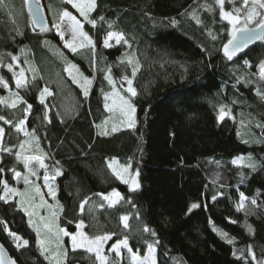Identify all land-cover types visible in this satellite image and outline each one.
Wrapping results in <instances>:
<instances>
[{
    "label": "trees",
    "instance_id": "1",
    "mask_svg": "<svg viewBox=\"0 0 264 264\" xmlns=\"http://www.w3.org/2000/svg\"><path fill=\"white\" fill-rule=\"evenodd\" d=\"M6 8L0 4L1 58L27 47L34 62L46 60L53 73H63L64 62L43 46L40 31H30L25 18L16 17L15 23L6 19ZM65 8L79 16L68 5ZM90 19L97 20L95 27L82 21L95 43L92 51L70 53L54 33L46 35L92 80L85 97L67 78L76 101L74 115L60 117L54 105L53 111H47L40 103L41 88L50 87L40 75L21 90L26 104L16 109L0 105V115L14 123L24 118L25 105H32L27 125L34 127L40 149L52 165L58 223L73 232L83 220L87 234L115 233L109 243L127 236L133 251L140 254L145 253L146 242L158 240L157 264H256L247 249L251 245L257 259L264 258V98L257 94V88L264 93V81L258 76L264 41L229 61L221 53L230 36L228 25L214 0H96ZM109 31L124 33L129 43L116 44L113 38L109 41L113 47L105 48ZM128 57L139 63L133 78L137 95L131 97L135 127L109 132L115 118L109 121V113L105 114V95L112 89L105 76L110 74L116 87L126 83L122 77L132 78L133 67ZM60 105L59 114H66V104ZM221 106L227 115L219 120ZM0 126L5 128L4 146H15L10 153L0 152V167L5 169L0 178L13 186L11 169H22L15 156L22 135L13 126L2 122ZM249 156L257 165L255 171L245 166ZM239 157L245 158L244 163L234 164ZM113 158L131 163L133 174L139 169V189L129 190L115 176L108 167ZM55 161L59 165L54 166ZM113 190L123 200L109 207L97 194ZM240 192L249 198L244 210L237 208ZM252 198L256 205L250 203ZM192 204L198 207L191 208ZM124 215L129 216L127 229L121 221ZM0 221L29 241L19 249L8 246L0 224V242L16 264H52L41 253L36 232L15 200L0 201ZM145 225L155 237L143 231ZM66 249L62 264H97L84 250ZM241 253L247 258H238ZM119 262L131 264L128 258Z\"/></svg>",
    "mask_w": 264,
    "mask_h": 264
},
{
    "label": "snow or ice",
    "instance_id": "2",
    "mask_svg": "<svg viewBox=\"0 0 264 264\" xmlns=\"http://www.w3.org/2000/svg\"><path fill=\"white\" fill-rule=\"evenodd\" d=\"M25 2L29 5V13L32 17V30L36 31L37 29H39L40 32L50 31L51 29L49 28L46 19L41 17L40 0H25ZM64 2L75 8L85 21H87L93 27L96 26L97 20L90 19V14L96 7V0H64ZM226 2L234 5L237 0H214L215 5L219 6L221 18L227 20L231 26L229 30L231 38L228 39L227 43L223 45L222 50L225 57L229 61H232L238 53L242 52L250 44L254 43L255 41H264V0H242V6L240 8H234L232 11L225 10ZM33 3L36 4L35 9H32L31 7V4ZM204 7L209 11H212V7L210 5L205 4ZM193 18H195V12H193ZM103 19V17H100L101 21H103ZM197 22L199 23V20H197ZM173 23L175 24L176 22L173 21ZM111 26L112 25L109 24L110 28ZM52 28L56 30L61 41H63L64 46L67 49L71 50V52L73 53L77 52L78 47L83 49L90 46L93 50L95 49V43L92 37L84 31L83 23L67 9L62 10L59 13V20L58 22H53ZM66 32L70 33L69 39H65ZM18 34L21 33L18 32ZM113 38H115L116 44H120L121 42H123L124 44L129 43L125 38L124 33L109 31L107 32L106 38L103 40V45L105 48L113 47V45L109 43V41ZM216 38V36H212L213 40H215ZM9 55L11 54L9 53ZM11 59L13 61H18V57L15 55H11ZM128 63L133 65L132 78L124 76L122 77V81H126L128 87L124 89V92L130 93V96L124 95L121 93V91L116 89L115 81L112 79L110 74L106 75L105 79H107L109 84L113 86V92L111 94L113 97V106L118 108L120 116L126 119L127 127L134 128L136 123V107L132 103L131 97H135L137 95L136 88L133 87V78L136 76V73L139 70V63L138 61H134L132 57H128ZM245 65H247L248 67H252V65L248 61H245ZM0 66H4L2 60H0ZM6 67L9 71H12L14 66L13 64L9 63L6 65ZM73 69L79 72L74 64H69L66 67L65 71H67L71 76ZM258 69L259 79L260 81H264V61L260 62V64L258 65ZM31 70L33 72L36 71L35 69ZM79 75L83 79V83H80V87L84 90L83 95L87 97L89 95L87 86L91 84V80H89L87 77H84L82 73H79ZM13 77L15 80L16 88L24 90H27L31 86L32 81L36 79L34 75L32 77V81H29L25 77L24 69H21L19 73L13 71ZM74 82L79 83V81H75V78ZM0 86L9 90V95L7 97L0 96V105H4L11 109H16L19 104L27 103L23 100V97L20 96L19 92H14L9 88L8 82L4 80L3 77H0ZM121 88H123V83L121 84ZM257 94L264 98V93H262L259 88H257ZM46 95H52L47 86H45L40 92L39 100L41 104H44ZM107 98L108 94L105 95V99ZM105 108H107L109 111H113V108L110 107L107 103L105 104ZM31 110L32 105L27 104V106L23 109V112L25 114L24 118L19 119L18 122L15 123L13 120L6 119L4 115H0V122L5 125L13 126L17 133H23L25 137H29V139L22 140L19 143V148L24 150H27L28 147H31L33 141L36 142V147H39V137L36 136L35 129H32L31 132H29L24 127L27 123L28 115L31 113ZM225 115H227V113L224 110V106H221L219 118L223 119ZM45 119H47V115H45ZM112 131L116 132L118 131V129L116 127H113ZM102 134L106 135L107 133L105 132ZM5 135V128L3 126H0V152L10 153L12 152V147L15 146H4ZM15 156L18 161H21L23 163V167L27 170V174H22L19 171H15V169H11V171L14 172V178L23 179V184L25 187L24 190L12 187L9 185L7 179L0 178V185L3 186V191L2 193H0V201L8 203L13 198L20 197L18 206L29 216L28 223L33 226L36 231V235L38 237L37 244L40 246L41 252L47 254L45 256V259L51 261L52 264H62V260L66 259L67 256V249L63 247L62 237L71 236L73 251L81 248H86L88 252L95 254V259L99 262V264H111L109 256L105 255L104 246L108 241L112 240V237L116 235L115 233H106L104 235H96L93 237H89L83 231H78L77 233H69L67 229L61 228L56 223L58 217L55 212H52L50 217L39 216L38 221H34L32 219V217L34 215H38V213L29 211V208L44 207L47 204V201H45L44 199V194L42 193L41 187L35 182V180L32 179V177L39 179L38 171L39 169H44V186L48 188V195L55 199L56 192L50 184V181L53 180L55 176H49L48 174L49 165L44 162V158L47 156V153H44L42 156H27L23 155L22 152L17 151L15 153ZM113 160H115V158H113ZM244 160V157H239L237 159H234L233 163H243ZM247 160L249 161V163H247L245 166L250 168L252 171H255L257 167L256 163L252 162V158L250 156L247 158ZM55 165H59V161H55L54 166ZM108 167L112 169L115 176L118 179L122 180L125 184L130 183L129 179L125 178V174H129L131 179L130 190L135 191L139 189L140 184L137 179V177L139 176V169H137L134 174L130 173L129 170L131 168V163L123 166L121 171H117V169L113 167V164L111 162L108 164ZM54 170L56 176L61 174L58 167ZM4 171L5 169L3 167H0V174H3ZM241 175H243V173H241ZM97 195L102 197L103 200L107 201L109 207H113L117 205L121 200H123L121 194L116 190H113L107 195L103 193ZM37 199H39L40 201L38 205L34 203ZM248 199L249 198L246 197L244 192L239 193V202L237 205L238 210L245 209V201ZM87 202V199L81 202V211H83L84 205ZM250 203L252 205H256L257 201L252 198L250 200ZM25 205H27V207ZM47 206L49 208L52 207L51 205ZM102 206L103 205H101V207ZM196 207H198L197 204H192L191 206V208ZM121 221L123 222L124 228L127 229L129 227V216H122ZM0 224H3L4 231L8 232V234L12 236L15 241H17L16 247L18 249L26 247L29 244L28 240L22 239L21 237L17 236L15 232H12L10 229H8L5 221H0ZM76 227L78 229H82L84 227V221H79ZM143 231L150 233V235L153 237L156 236L155 231L150 229L147 225L144 226ZM251 231L252 230L249 227V232ZM223 235L226 236L227 234L224 233ZM20 241H22V243ZM229 242L231 243L232 240H229ZM158 243V240H156L154 243L146 242L148 250L147 254L141 256L138 254V252L133 251L132 247L129 246L128 237L124 236L123 239H117L115 243L111 244V247L108 249V251L114 252L116 257L119 258L121 257V249L123 248L126 249L130 254L131 264H157L155 258V246ZM0 248H2V245H0ZM247 252L251 256V259L253 261H256V264H264V258L258 260L255 253L252 251L251 245L248 246ZM233 255H236L235 251L233 252ZM262 256H264V254H262ZM238 258L246 259L247 257H245L243 253H241L240 257ZM0 264H6L2 251H0ZM7 264H16V262L9 258Z\"/></svg>",
    "mask_w": 264,
    "mask_h": 264
},
{
    "label": "rangeland",
    "instance_id": "3",
    "mask_svg": "<svg viewBox=\"0 0 264 264\" xmlns=\"http://www.w3.org/2000/svg\"><path fill=\"white\" fill-rule=\"evenodd\" d=\"M2 3H5L6 6H7V8H6V19H8L10 21L12 19H14V23H15L16 17H17V19H20L21 21H23V19L25 18L26 24H28V26H29V30L32 31V32H34L32 30L31 24H30V19H29L28 13H27L25 0H0V4H2ZM237 3L240 6H237L236 3L234 5L231 4V3H228V6L225 7V10L232 11L234 8H240L242 6V0H237ZM40 5L42 6L43 11H44V13H45V15L47 17L48 25H49V28L51 30L50 31H47V32H40L39 35L42 36L41 39H42V42H44L43 43L44 44L43 46L46 47V49L59 62L60 61H63L64 62V66H63L64 67V70H63V73H61L59 71L53 73L52 70L49 69L51 66L48 67L49 63L46 60H43L42 61L40 59L37 63L34 62L32 56L30 54L29 49L27 47H22L20 50H17L14 53H11V55H15V56L18 57V61H13L11 59V55H7L5 57L2 56L3 59L0 56V60L3 61V65H4V66H0V77H3V79L8 82L9 88L12 91L19 92V94H20L21 93V90H24V89H17L16 88V86H15V80H14V77H13V71L16 72V73H19V71L21 69H24L25 77L29 81H32V77L34 75L36 77L35 80H37V76L40 75V77L43 78L44 81L47 84L50 85V87H48L47 85L46 86L48 87V89L52 93V95H46L45 96V101H44V104L43 105L45 106V108H47V111H50L51 110V107H53V105H54L53 108H55V109H53V110H54L55 113H57L58 116H60V117H63V115L72 116V115H74L76 113V101H75V97L73 95V92H72V90H71V88L69 86V83L66 80H67V78H70V80L73 83L77 84L78 87L81 88L80 87V83H83V79L79 75V73H82V72L80 71V69H78L77 65L74 62H72V61L69 62V60L64 55V51L61 48H59L57 45H53V43H50V41H48L47 38H46V35L52 32L61 41V39H60L59 35L57 34L56 30L52 28V24H53L54 21H57L58 22V20H59V13L62 10L67 9L65 7L68 4H66L64 2V0H40ZM68 6L71 7V8H73L71 5H68ZM73 9L76 10L75 8H73ZM68 11H70V10H68ZM70 12H72V14H73V11H70ZM77 13L79 15V16H76L77 19H79L83 23L82 20H84V18L82 16H80V14H79L78 11H77ZM73 15L75 16L76 14H73ZM219 16H220V10H219ZM224 21H226V23L228 25V34L230 35L229 30H230V27L231 26H230V24L228 23L227 20H224ZM69 38H70V33H67L66 32L65 39H69ZM61 44H62V46L64 48H66L64 46L63 41H61ZM67 50L70 53H73V52H71V50H69V49H67ZM84 50H91L92 51L93 49L90 46L89 47H86V48H83V49H81V48L78 47L76 53H79V52L84 51ZM84 55H86V54L84 53ZM9 63L13 64V66H14L12 71H9L8 68L6 67V65L9 64ZM69 64H74L76 66V68L79 70V72H77L75 69H73L72 75L70 76L69 73L67 71H65L66 67ZM31 69H35L36 71L33 72ZM258 72H259V69H258ZM83 76L84 77H87L84 74H83ZM74 78H75V81H79V83L74 82ZM87 78L89 80H91L89 77H87ZM34 81H32V84H33ZM91 85H92V80H91V84L87 86L88 89H90ZM44 87L45 86H43L41 88V90ZM127 87H128L127 83H123V88L116 87V89L119 90V91H121V89H126ZM41 90H40V92H41ZM40 92H39V96H40ZM112 92H113V86H112V89L110 90V92L106 93V94H108V98L105 100L106 103L110 107L113 108V111H109L107 108H105L107 110L106 111L107 113H105V114H108L109 113L106 116L108 117L109 121L112 120L113 116L115 118V120H113V122H114L113 125H111V128L109 129V132L112 131V128L113 127H116L118 129V128H123V127H126L127 126L126 119H124L123 117H121L118 108H116V107L113 106V97L111 95ZM8 95H9V90L3 88L2 86H0V96H6L7 97ZM55 99H57L56 102H55ZM68 99H70L71 102H69ZM62 101L66 104V105H64V106H66V114L65 113L64 114H59V112H58V106H57V104L60 105V103ZM23 105L24 104L21 103L18 106H23ZM26 106L27 105H25V107ZM61 106L62 105H60V107ZM53 110H51V111H53ZM104 121H106V117H105ZM24 127L29 132H31V130L34 128V127H28L27 123H26V125ZM20 134L22 135L21 141L22 140H25V139H29V137H25L23 135V133H20ZM40 148H41L40 145L37 148L36 147V142L33 141L31 147H28L27 150L20 149L19 146H18V148L16 149V152L17 151H20V152L23 153V155H27V156H32V155L42 156L45 152H42V150ZM44 162L49 165V168L52 167L51 163L48 162V158L47 157L44 158ZM110 162L113 164V167L117 169V171H121L122 168H123V166L126 165V164H123V163H121L120 161H118L116 159L115 160L111 159L109 161V163ZM19 163H20V165L22 167V169L19 172H21L22 174H27V170L23 167V163L21 161H19ZM37 168H38V165H37ZM129 172L132 173V171H130V170H129ZM48 174H49V176H51L50 174H52L49 169H48ZM38 175H39V179H36L35 177H32V179L35 180V182L37 184H39V186L41 187L42 193L44 194V199H45V201H47V204L44 207H30L29 208V211L34 212V213H38V215H34L32 217V219L34 221H38L39 220V216L50 217L51 214H52V212H55L57 214V217H58L57 220H56V223L61 228H64V227H62L58 223L60 209H59V204H58V202L56 200V197H55V199H53L50 195H48V188L44 186V182H43L44 169H39ZM13 178H14V175H13ZM125 178L126 179H129V181H130L129 174H125ZM54 181H55V179H53V180L50 181L51 186L53 185ZM120 181H122V180H120ZM12 187H16L18 189L24 190V187L25 186L23 184V179L22 178H20V179L14 178V185ZM12 200H15L17 202V204H18V201H20V197H15ZM95 202H97V201H95ZM34 203L36 205H38L40 203L39 199H37ZM47 205H51L52 207L49 208ZM106 205H108V202H107ZM25 206L27 207V205H25ZM25 214L27 215V213H25ZM27 217H28V221H29V216L27 215ZM78 223L79 222H77L76 225ZM30 227H32L34 229L33 226L30 225ZM34 231H35V229H34ZM78 231H83L85 234H87L84 231L83 228L82 229H78L77 227H76L75 231H73V232L68 231V232L69 233H77ZM6 233H7L8 240H9L8 242L10 243V244H8V246H12L13 248L18 249L16 247L17 241H15L14 238L8 234V232H6ZM87 235L89 237H93V236H96V235H104V234H95V235L87 234ZM37 239H38V237H37ZM62 239H63V247L65 249L66 248H69L70 250H72L71 236H63ZM20 242L22 243V241H20ZM113 243H115V242H113ZM113 243H109V241H108L105 244V246H104L105 255H108L109 256V260L111 261V264H120L119 261L122 260L123 258H128V260L131 263L130 254L127 252L126 249H123V248L121 249V257H119V258L116 257V255H115L114 252H109L108 251V249L111 247V244H113ZM129 246H130V244H129ZM77 250H84V251L88 252L86 250V248H81V249H77ZM40 251H41V249H40ZM147 251L148 250L146 249L145 253H143V254L138 253V254L141 255V256H143V255L147 254ZM88 253H90V252H88ZM42 254H43L44 257L47 255L46 253H42ZM90 254H92L95 257V254L94 253H90ZM155 258H156V248H155ZM64 260L65 259H63L62 261H64ZM49 262H51V261H49ZM96 262H97V264H99V262L97 260H96Z\"/></svg>",
    "mask_w": 264,
    "mask_h": 264
},
{
    "label": "water",
    "instance_id": "4",
    "mask_svg": "<svg viewBox=\"0 0 264 264\" xmlns=\"http://www.w3.org/2000/svg\"><path fill=\"white\" fill-rule=\"evenodd\" d=\"M31 7H32V9H35L36 8V4L35 3L31 4ZM40 8H41V17L45 18L46 21H47V23H48L47 17L45 15V13H44L43 8H42L41 5H40ZM26 9H27V13H28V16H29V19H30V24H31L32 17H31V15L29 13V5L27 3H26ZM31 27H32V24H31ZM35 32H39V29H37ZM230 38L231 37L229 36L228 39H230ZM228 39H227V41H228ZM227 41L225 43H227ZM260 42L261 41H255L254 43L250 44L246 49H244L242 52L238 53L237 56L233 58V60L237 59L238 57H240L241 55H243L246 51H248L250 48H252L253 46H255L256 44H258ZM223 45L221 47V53L224 55L223 50H222L223 49ZM219 120H222V119L219 118ZM137 179H138V177H137ZM130 183H131V179H130ZM130 183L128 184L129 190H130ZM0 245H2L1 242H0ZM0 251H2V253H3V257H4V260H5L6 264H7V261L9 260V258H11L12 260H14L13 257L10 255V253L8 252V250H7V248L5 246L2 245V248H0Z\"/></svg>",
    "mask_w": 264,
    "mask_h": 264
},
{
    "label": "built area",
    "instance_id": "5",
    "mask_svg": "<svg viewBox=\"0 0 264 264\" xmlns=\"http://www.w3.org/2000/svg\"><path fill=\"white\" fill-rule=\"evenodd\" d=\"M51 176H54V175H52V174H50ZM55 179V178H54Z\"/></svg>",
    "mask_w": 264,
    "mask_h": 264
},
{
    "label": "flooded vegetation",
    "instance_id": "6",
    "mask_svg": "<svg viewBox=\"0 0 264 264\" xmlns=\"http://www.w3.org/2000/svg\"><path fill=\"white\" fill-rule=\"evenodd\" d=\"M261 42H262V41H261ZM261 42H260V43H261Z\"/></svg>",
    "mask_w": 264,
    "mask_h": 264
}]
</instances>
